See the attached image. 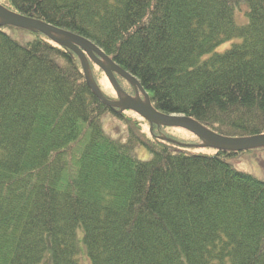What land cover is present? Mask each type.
Masks as SVG:
<instances>
[{
  "label": "trees",
  "instance_id": "obj_1",
  "mask_svg": "<svg viewBox=\"0 0 264 264\" xmlns=\"http://www.w3.org/2000/svg\"><path fill=\"white\" fill-rule=\"evenodd\" d=\"M5 2L99 46L157 110L264 135V0ZM106 115L131 121L72 49L0 25V264H264V179L235 151L115 136Z\"/></svg>",
  "mask_w": 264,
  "mask_h": 264
},
{
  "label": "water",
  "instance_id": "obj_2",
  "mask_svg": "<svg viewBox=\"0 0 264 264\" xmlns=\"http://www.w3.org/2000/svg\"><path fill=\"white\" fill-rule=\"evenodd\" d=\"M0 25L41 32L54 42L72 49L81 58L87 83L93 89L97 97L110 107L119 108L121 111L126 109L136 111L151 124H167L185 128L198 136L206 145L213 146L217 149H233L238 151L264 146V135L245 138L227 137L206 128L195 119L185 115L160 113L153 106L148 93L145 92L141 85L139 86L143 89L146 100L143 101L139 98L135 99L130 97L120 86L114 72L121 74L123 77L134 82V84H137V79L132 74L118 66L99 46L74 32L56 27L50 23H45L31 17L14 13L1 4ZM86 53L110 78L117 91V99H110L101 91L90 72L89 64L85 56Z\"/></svg>",
  "mask_w": 264,
  "mask_h": 264
},
{
  "label": "rangeland",
  "instance_id": "obj_3",
  "mask_svg": "<svg viewBox=\"0 0 264 264\" xmlns=\"http://www.w3.org/2000/svg\"><path fill=\"white\" fill-rule=\"evenodd\" d=\"M0 4H7L5 0H0ZM13 36H17V31L12 32ZM20 39H29L30 36L27 33H19ZM93 73L95 78L97 79L100 88L102 92L108 97V98H116L117 91L115 92L112 82L109 80V78L106 76L104 71L94 64L92 66ZM127 81L121 80L122 86L127 90L129 93H133L134 91L130 87L129 83ZM124 118L131 120L129 123H125L124 120L113 118L111 115H106L104 123L105 127L110 130V132L116 136L117 134L123 133L124 137L126 136V130H128L129 127H137V134L140 137L142 141L147 142L146 136L152 138L153 132L150 129V124L147 120H145L142 116L137 114L133 111H126L124 113ZM134 125V126H133ZM156 132L160 137H166V136H174L176 138H180L183 140H187V142L192 143V145L186 146V148H190L194 151H200L204 153H214L217 149L213 146L206 145L201 139L199 141V137L190 132L189 130L179 127V126H172V127H163L155 129ZM153 133V134H151ZM199 143V144H197ZM137 155L141 159H149L151 157L150 152L146 148L145 145L138 144L137 146ZM229 162H231L237 169L246 171L248 173L253 174L254 176L264 179V148L258 149H249L244 150L241 152H237L234 155H231L227 158Z\"/></svg>",
  "mask_w": 264,
  "mask_h": 264
},
{
  "label": "flooded vegetation",
  "instance_id": "obj_4",
  "mask_svg": "<svg viewBox=\"0 0 264 264\" xmlns=\"http://www.w3.org/2000/svg\"><path fill=\"white\" fill-rule=\"evenodd\" d=\"M131 94H133V95H134V93H131Z\"/></svg>",
  "mask_w": 264,
  "mask_h": 264
}]
</instances>
